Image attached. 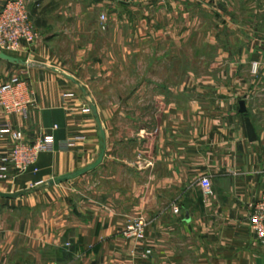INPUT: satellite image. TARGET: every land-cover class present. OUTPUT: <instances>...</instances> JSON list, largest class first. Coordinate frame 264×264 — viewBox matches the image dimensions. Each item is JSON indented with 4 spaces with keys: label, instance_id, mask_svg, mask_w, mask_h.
Instances as JSON below:
<instances>
[{
    "label": "crops",
    "instance_id": "crops-1",
    "mask_svg": "<svg viewBox=\"0 0 264 264\" xmlns=\"http://www.w3.org/2000/svg\"><path fill=\"white\" fill-rule=\"evenodd\" d=\"M27 1L37 37L9 54L22 63L0 59V80L17 76L32 92L33 104L22 113L0 108V122L19 129L27 142L50 133L53 150L38 154L35 171L0 181V192L16 193L0 196V264H264V245L248 223L250 205L264 188L259 21L233 19L244 30L218 79L191 74L173 81L157 76L164 67L156 47L160 26L168 22L166 8L177 25V0ZM93 6L94 22L103 14L110 29L107 45L94 36L79 41L83 10ZM136 22L137 33H116L119 24L132 28ZM131 40L155 48L132 49ZM142 51L154 53L153 63H144L139 79L131 80L126 75L136 69L132 54ZM223 53L228 57V50ZM252 61L258 62L255 74ZM64 93L71 95L63 98ZM241 99L245 112L239 111ZM85 104L94 106L103 131L101 160L48 184L98 154L97 122L82 110ZM246 117L254 140L248 139ZM74 136L79 138L73 146L59 148ZM7 148L1 136L0 154ZM202 176L210 180L209 196L200 187ZM140 216L147 220L144 239L123 236Z\"/></svg>",
    "mask_w": 264,
    "mask_h": 264
},
{
    "label": "rangeland",
    "instance_id": "rangeland-1",
    "mask_svg": "<svg viewBox=\"0 0 264 264\" xmlns=\"http://www.w3.org/2000/svg\"><path fill=\"white\" fill-rule=\"evenodd\" d=\"M24 1L27 4L28 10V1ZM177 1L182 8L181 10L178 7L179 14H177V25L171 20V18L174 17L170 10L171 8H166L169 16L168 22L165 21L160 26L162 41L159 42L156 47L163 52L161 64L164 67L163 72H157L156 74L157 76L162 74L165 80H186L187 76L191 74L194 75L196 80H208L209 76H211V79H218L220 67L225 64V59H234L231 55L234 53L233 47L235 46L234 44H236V39L238 40L236 37L237 33H239L240 30H244L241 26L239 28L236 27L240 19L244 21L247 20L248 22H250L251 19H257L259 21V24H257L260 25L259 29L264 33V0ZM83 12V23L80 25V32L78 33L80 43H84L90 36H94L100 46L107 45L110 29L106 24V20H104L102 24L98 19L94 22L93 16L97 13L95 6L89 8V10H83ZM184 12L187 13V15H184ZM186 17L192 20L187 22ZM225 19L228 20L226 21ZM233 19L237 20V23L235 22L236 24ZM30 21L33 26L31 19ZM247 25L248 27L252 26L249 23ZM117 27L118 30L116 33L120 34L138 32L137 22L132 25V28L127 24H119ZM150 32L154 33L153 30H150ZM186 32H188L187 35H185ZM175 33L179 35L182 34V39L174 38L175 40H170V35H174ZM129 47L139 50H153L155 48V46L151 44H147V46H144L143 43L139 44L137 40H131ZM224 50H228V57L224 56ZM153 54H151L152 56H147L144 51L139 54H132V65H136V69H133V71L131 70L126 76L131 80H138L140 76V67L143 66L144 63H153ZM152 75L154 76L155 74ZM86 100L89 101V96H87ZM83 107L89 109V105L85 104ZM88 111H90V109Z\"/></svg>",
    "mask_w": 264,
    "mask_h": 264
},
{
    "label": "built area",
    "instance_id": "built-area-1",
    "mask_svg": "<svg viewBox=\"0 0 264 264\" xmlns=\"http://www.w3.org/2000/svg\"><path fill=\"white\" fill-rule=\"evenodd\" d=\"M105 20L103 14L98 15L102 24ZM37 34L31 24L27 4L24 0H5L0 8V52H17L21 44H31ZM258 62L250 63V71L256 73ZM64 93L62 97L70 96ZM33 104L32 92L17 76H10L7 80H0V108L5 112L22 113L26 106ZM83 111H88L82 107ZM6 137L8 148L0 154V181H8L15 174L29 168L35 171L34 166L40 152L53 150V139L50 133L44 132L31 142L23 138L22 132L6 121L0 122V137ZM79 136L67 138L60 142L59 148L66 150L73 146ZM204 196L211 194V183L208 177L202 176L199 180ZM172 211L178 213V207ZM248 223L251 233L258 243L264 245V188L259 198L250 205ZM147 220L137 217L131 220L123 229L122 235L140 241L145 237Z\"/></svg>",
    "mask_w": 264,
    "mask_h": 264
},
{
    "label": "water",
    "instance_id": "water-1",
    "mask_svg": "<svg viewBox=\"0 0 264 264\" xmlns=\"http://www.w3.org/2000/svg\"><path fill=\"white\" fill-rule=\"evenodd\" d=\"M0 59L6 60L9 62H15V63L20 62V63H22V61L19 60L18 58L11 56L9 54H6L4 52H0ZM238 103H239V111L245 112L246 109H245L244 100L241 99V100H239ZM89 109H90L92 115L94 116L95 121L97 122V136L99 138V141H98L99 150H98V154H97L96 158L92 162H90L89 164H87L81 168H78L72 172L64 173V174H61V175L56 176L54 178H51L50 180H48V182H47L48 184H55V183L62 182V181H65L67 179L73 178L77 175H80V174L92 169L93 167H95L100 162L102 154H103V149H104V141H103L104 135H103V131L101 129V126H100L99 122L97 121L94 106L92 104H89ZM245 126H246V132H247L248 139L254 140L256 137L255 132H254V129L252 127V124L250 123V121L247 117L245 118ZM15 194L16 193H11V192H0V196H2V197H11V196H14ZM89 264H95V261H91Z\"/></svg>",
    "mask_w": 264,
    "mask_h": 264
}]
</instances>
